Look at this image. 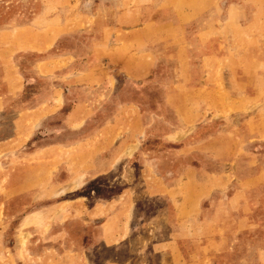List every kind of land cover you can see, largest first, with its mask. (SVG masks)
<instances>
[{"label":"rangeland","instance_id":"1","mask_svg":"<svg viewBox=\"0 0 264 264\" xmlns=\"http://www.w3.org/2000/svg\"><path fill=\"white\" fill-rule=\"evenodd\" d=\"M0 264H264V0H0Z\"/></svg>","mask_w":264,"mask_h":264},{"label":"crops","instance_id":"2","mask_svg":"<svg viewBox=\"0 0 264 264\" xmlns=\"http://www.w3.org/2000/svg\"><path fill=\"white\" fill-rule=\"evenodd\" d=\"M174 132H175V131H173V133H174ZM173 133H171L170 135H172ZM170 135H169V136H170ZM169 136H167V137H169ZM166 139H167V138H166ZM166 141H169V142H171V143H174V144H175V140H174V139H172V140H170V139L168 140V139H167Z\"/></svg>","mask_w":264,"mask_h":264}]
</instances>
